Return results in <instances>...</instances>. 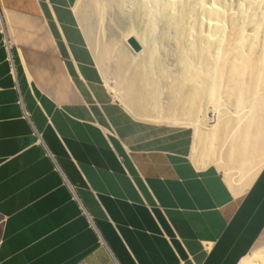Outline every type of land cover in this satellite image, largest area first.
<instances>
[{
    "label": "crops",
    "instance_id": "1",
    "mask_svg": "<svg viewBox=\"0 0 264 264\" xmlns=\"http://www.w3.org/2000/svg\"><path fill=\"white\" fill-rule=\"evenodd\" d=\"M76 5L0 0V264H239L264 247V156L200 166L191 127L133 117Z\"/></svg>",
    "mask_w": 264,
    "mask_h": 264
},
{
    "label": "bare ground",
    "instance_id": "2",
    "mask_svg": "<svg viewBox=\"0 0 264 264\" xmlns=\"http://www.w3.org/2000/svg\"><path fill=\"white\" fill-rule=\"evenodd\" d=\"M118 1L124 12L129 10L131 0ZM135 9L149 38L160 20L174 29L179 72L156 71L155 43L130 27L121 35L126 51L115 54L124 75L107 87L131 114L154 123L192 126L197 165L256 167L264 156V0H238L234 9L225 0H136ZM130 37L140 50L130 46ZM95 56L104 72L109 49L103 44ZM239 264H264V247Z\"/></svg>",
    "mask_w": 264,
    "mask_h": 264
},
{
    "label": "rangeland",
    "instance_id": "3",
    "mask_svg": "<svg viewBox=\"0 0 264 264\" xmlns=\"http://www.w3.org/2000/svg\"><path fill=\"white\" fill-rule=\"evenodd\" d=\"M225 1L233 9L236 7L238 2V0ZM135 5L136 0H131L128 8L129 10L124 12L125 10L121 8L118 0H96L95 2L94 0H77V12L75 11V16L78 21L79 27L84 33L89 48L93 53L95 61H97L95 52L97 54L98 51L102 48L103 44L106 45V47L109 49L110 58L108 59V63L105 69L107 71L104 70V72H102L101 66L97 62L98 67L100 66L99 69L101 72V76L106 86L107 83H109L110 86H115L118 83V78H122V74L124 75V73L119 70L117 63L115 62V54H117V50H120V52L126 51L124 44H122L121 42V35L122 33L128 31L130 27L134 28V30L138 33H143L146 41L152 40L153 43H155L154 54L156 57V63L154 64L153 68L156 71L167 72L168 70L167 74L169 73V75L179 72L176 63L178 58L179 45L175 36L174 29L165 20H160L151 30V36L149 38L148 27L145 24L139 22L137 19ZM80 14L83 15L84 19L83 17L80 18ZM246 29H248L247 31H249L248 27ZM112 48L114 49V53H112ZM119 73H121V75ZM160 84L161 93L163 94V96L165 95L164 98H162L163 96L161 94V101L164 102L165 100H167L165 92L166 90L164 87L165 80L162 79ZM109 90L113 97L127 110L125 101L120 99L118 93L114 90ZM131 112L133 113L134 111L131 110ZM131 115L141 120L153 122L148 119V117H145V115H138V113L136 112ZM208 117V123L210 125H213L214 118L211 115H209ZM189 127L193 129L192 126ZM260 236L262 238L261 243H264V231ZM258 249L253 250L251 253L255 252Z\"/></svg>",
    "mask_w": 264,
    "mask_h": 264
},
{
    "label": "water",
    "instance_id": "4",
    "mask_svg": "<svg viewBox=\"0 0 264 264\" xmlns=\"http://www.w3.org/2000/svg\"><path fill=\"white\" fill-rule=\"evenodd\" d=\"M128 43L130 44V46H131L135 51L140 50V45L138 44V42H137L133 37H130V38L128 39Z\"/></svg>",
    "mask_w": 264,
    "mask_h": 264
}]
</instances>
